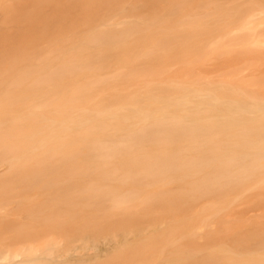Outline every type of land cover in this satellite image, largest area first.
Segmentation results:
<instances>
[{
  "label": "rangeland",
  "instance_id": "obj_1",
  "mask_svg": "<svg viewBox=\"0 0 264 264\" xmlns=\"http://www.w3.org/2000/svg\"><path fill=\"white\" fill-rule=\"evenodd\" d=\"M259 1L0 0V147L23 155L0 161V251L21 235L44 250L31 264L263 258Z\"/></svg>",
  "mask_w": 264,
  "mask_h": 264
},
{
  "label": "bare ground",
  "instance_id": "obj_2",
  "mask_svg": "<svg viewBox=\"0 0 264 264\" xmlns=\"http://www.w3.org/2000/svg\"><path fill=\"white\" fill-rule=\"evenodd\" d=\"M258 3L259 4L261 3L263 5L264 2H262V0H261V2L259 1ZM261 4H260V6L259 5L258 6L261 7L262 6ZM263 8H264V6H263ZM263 8H260V11H258L259 10L258 9L257 10L258 13L261 12V10H263ZM258 13L256 14V16H258L260 19H262V23H264V12H261V14H258ZM248 25H249V23H248ZM101 34H103V32ZM255 40L256 41L254 43L259 44L260 46H264V38L260 37V39H258V40L255 39ZM135 117H136V119H139L142 121L147 119V116H145V115H136ZM126 137L127 136L113 137L111 139V144H118L119 142H122L123 140H125ZM4 145H7V143H5ZM20 158H23V155L17 154V151L14 148L8 147V146L0 147V161H2V163L6 162V161H16V160H19ZM263 159H264V155H260L258 157L257 156L253 157V160H255V161L263 160ZM4 215L0 216V225H3L6 228H8L10 226V224H8L10 222L8 220L9 216H8V218H6L8 220V222H7V220L5 219V217L7 215H5V217H4ZM19 236L24 237L21 235H16V236H14V238L11 237L12 238V240H11L10 235L9 236L3 235V239H4V241H6V240L10 241L11 240V242H14L13 244H19L20 241L18 243H15L18 241L17 238ZM52 238H54V236H51V239ZM13 239H16V240H13ZM23 241H28V238H26V240H23ZM35 243L36 242H32V243H28V244L23 243V244H21L22 246L19 245V248H15L16 245L10 244V247L7 246V248L5 250L0 251V264H31V261H28L24 257L31 256V255H37L38 253L39 254L44 253V250H42V248H40L39 246L35 245ZM203 251H201V253ZM201 253L196 251L197 255H199V254L201 255ZM75 261L78 262L77 260H75ZM250 261H251V264H264V257L261 259H258V257H257L256 259H251ZM57 264H77V263L65 262V263H57Z\"/></svg>",
  "mask_w": 264,
  "mask_h": 264
}]
</instances>
